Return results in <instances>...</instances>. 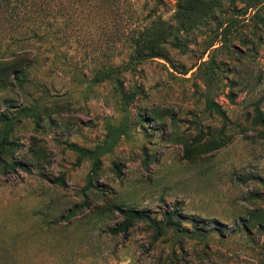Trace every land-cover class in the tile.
I'll return each mask as SVG.
<instances>
[{
	"label": "rangeland",
	"instance_id": "374dc122",
	"mask_svg": "<svg viewBox=\"0 0 264 264\" xmlns=\"http://www.w3.org/2000/svg\"><path fill=\"white\" fill-rule=\"evenodd\" d=\"M152 25L166 58L126 68L121 106L91 80ZM2 75L0 264H264V0H9ZM129 209L162 229L114 235Z\"/></svg>",
	"mask_w": 264,
	"mask_h": 264
},
{
	"label": "trees",
	"instance_id": "16d2710c",
	"mask_svg": "<svg viewBox=\"0 0 264 264\" xmlns=\"http://www.w3.org/2000/svg\"><path fill=\"white\" fill-rule=\"evenodd\" d=\"M9 0H1L0 6L1 8L6 9V5L8 7ZM178 7H180L178 5ZM162 22V21H161ZM156 24V23H154ZM170 28L166 30H156L154 33V27L147 28V29H139L133 37L130 39V48H131V58L128 61L127 65H119L115 66L113 64H110L103 69L97 71L93 78H92V83L94 84H99L105 81H108L112 83L114 91L118 98L120 97V104L121 106H126L128 98L126 91L124 90V87L120 84V76L122 75L123 72H125L130 64H139L142 63L146 60L150 59H155V58H160V59H165V49L162 46L163 43H167V39L169 36H171V32L169 31ZM173 37V36H172ZM177 39L175 38V42L173 43V46H177L178 42ZM23 75V72L21 73L20 71H16L14 73V76H16V81L17 86L19 88H23V81L24 78H18L19 75ZM0 76V90L3 91H10L11 87L14 86V84L7 85V83L4 81V79ZM208 107L212 108L218 115L221 117H225L224 113L219 109V107L212 103H208ZM34 109H22L23 113H30L33 112ZM14 120L10 119L7 117V122L0 132V153L1 149L8 144L7 142V135L9 133V130L11 126L13 125ZM122 134V131L120 129H117L115 131H108L106 135V151H111L112 147L116 143V141L119 139L120 135ZM69 148L73 151H75L78 155L79 158H84V157H93V154L90 153L86 149H82L73 145H70ZM98 158V157H97ZM96 158V159H97ZM97 172V165L93 168L92 174H95ZM173 214L168 215V219L166 220V223L164 224V227L169 226ZM123 215V220L120 222L111 232L114 235H117L119 233L126 234L128 230L136 223V222H146L149 224L154 225L158 229H162V225L158 224L157 221H155L149 214H147L145 211H135L132 209L126 210L122 212Z\"/></svg>",
	"mask_w": 264,
	"mask_h": 264
}]
</instances>
